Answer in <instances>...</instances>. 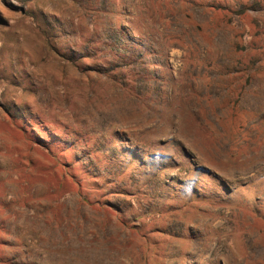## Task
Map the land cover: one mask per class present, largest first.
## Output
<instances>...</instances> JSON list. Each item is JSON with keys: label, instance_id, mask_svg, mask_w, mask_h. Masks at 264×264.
<instances>
[{"label": "rangeland", "instance_id": "obj_1", "mask_svg": "<svg viewBox=\"0 0 264 264\" xmlns=\"http://www.w3.org/2000/svg\"><path fill=\"white\" fill-rule=\"evenodd\" d=\"M213 1L0 0V264H264V65L216 71Z\"/></svg>", "mask_w": 264, "mask_h": 264}, {"label": "trees", "instance_id": "obj_2", "mask_svg": "<svg viewBox=\"0 0 264 264\" xmlns=\"http://www.w3.org/2000/svg\"><path fill=\"white\" fill-rule=\"evenodd\" d=\"M204 5L209 8L212 18H215L210 24L212 31L218 28L227 29L230 37L227 51L229 60L220 61L218 56H221L222 52L216 49L215 54L210 56L209 61L214 64L220 75L225 76L235 69V71L241 73L239 78L245 77L248 82H251L255 75L250 70H258L261 65H264V46L261 45L258 48L255 40L260 33L244 24L245 18H252L249 8L240 0H219L217 2H206ZM131 31L140 37L144 36L139 28L133 27ZM237 45H241L240 51L236 49ZM139 46L142 48L141 55H143V51L145 53L150 51L146 44H139ZM230 53L237 56L239 54V58L234 59L229 56ZM257 63H259V67L256 66ZM222 83L225 85L227 82L223 81ZM177 143L182 152L189 158L191 164L194 165L190 152L180 142ZM203 170L205 169L203 168ZM135 228L139 227L135 226Z\"/></svg>", "mask_w": 264, "mask_h": 264}]
</instances>
